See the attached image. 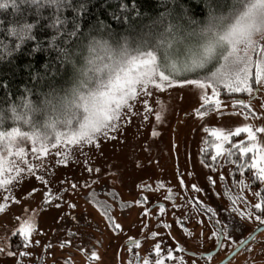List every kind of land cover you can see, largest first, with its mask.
<instances>
[{
    "label": "rangeland",
    "instance_id": "374dc122",
    "mask_svg": "<svg viewBox=\"0 0 264 264\" xmlns=\"http://www.w3.org/2000/svg\"><path fill=\"white\" fill-rule=\"evenodd\" d=\"M206 39L198 41L195 47L192 45V48L172 51L167 61H162L161 57L158 60L168 65L169 71L175 64L177 71L174 75L178 80H202L223 61L219 59L216 65L217 58H214L204 68L192 72L184 71V66L194 58L189 57L196 47L193 51L195 56L202 52ZM260 42L264 44V40ZM196 71L204 77L189 75ZM219 89L218 86L217 97H212V90L207 89L211 99L220 101L218 110H209L201 107L204 90L193 85L173 87L165 92L153 88V96L148 98L152 112L147 113V119L144 118L143 106L146 97L141 96L134 102L133 110L138 114L131 117V123L121 121L119 130L110 133L115 139L99 137L98 148L91 145L77 148L59 143L56 148L47 147L49 154L41 160L37 158L38 152L32 151L35 146L27 144V140L19 143L13 134V143L9 145L5 141L4 148H0V166L5 169L0 178L7 180L14 177V166L26 168L25 160L32 165L42 162L43 167L35 168V175L25 171L18 183L0 188V204L6 205L0 211V219H8L11 216L9 210L16 206L21 207L22 212L19 220L8 226L0 225V230L6 229L4 237L7 238L13 229H19L25 219H31L35 224V230L28 237L30 243L25 241L21 247L10 249L0 237V249H3L0 251V264H143L145 259L149 264H155L158 259L155 251L157 244L163 257L169 255V247L177 240L189 250L198 251L213 245L202 210L210 211L215 221L218 217L214 212L219 210L223 221L251 225L255 219L247 218L245 214L254 213L252 205L259 198L255 195L259 191L250 179H257L255 170L248 168L247 172L243 170L241 173L230 160L221 156L215 161H204L199 156V149L205 142L206 134L213 137L210 141L213 151L218 150L213 147L214 144L221 145L219 150L222 151L225 142L217 138L222 134L238 127L251 126L253 131L264 127V85H257L255 93L244 100L236 94L222 96ZM238 100L247 107L236 104ZM197 109L205 114L199 115ZM158 112L161 120L155 118ZM213 130H223V133L217 131L214 137ZM153 131L158 135H152ZM241 140L246 146L256 145L246 163H252L255 158L259 164L260 156L264 154L260 151L264 149V133H257L256 141H250L248 133L230 137V143ZM21 148L25 153L23 157L18 154ZM58 151L70 154L68 163L57 162L62 159L57 155ZM89 168L93 171H88ZM39 176H43L47 183L38 179ZM181 177L185 182L183 187L179 182ZM257 181L259 186L264 185V180ZM103 182L111 188L106 190ZM161 182L164 185L162 188L158 187ZM74 184L75 188L72 187ZM192 185H196L199 191ZM33 189L36 191L29 195ZM111 189L123 199L121 206L112 197L106 198V191ZM169 189H172L171 193ZM49 193L52 194L50 203L45 201ZM5 196L9 197L7 201ZM142 198L147 199L137 203ZM97 201L112 204L110 214L113 220L108 229L95 210ZM161 204L165 207L163 214L159 207ZM80 209L91 210L99 218L98 232H92L89 240L92 246L79 249L65 242L61 232L57 237L55 234L64 226L66 219ZM146 209L148 215H143ZM118 213L121 215L118 216ZM113 223H118L120 229L112 227ZM153 232L158 235L152 237ZM130 238L134 239L132 249L127 245ZM135 241L139 242L138 246ZM227 248L228 244L223 240L222 246L209 260L220 256ZM9 252L14 255H8ZM93 253L98 258L89 259ZM177 255L188 264L189 261L198 263L200 260L186 253L177 252ZM241 258L239 250L229 257L226 264H237ZM171 263L175 264L174 261Z\"/></svg>",
    "mask_w": 264,
    "mask_h": 264
},
{
    "label": "trees",
    "instance_id": "16d2710c",
    "mask_svg": "<svg viewBox=\"0 0 264 264\" xmlns=\"http://www.w3.org/2000/svg\"><path fill=\"white\" fill-rule=\"evenodd\" d=\"M240 8L238 0H0V132L15 128L51 147L82 120L74 90L94 88L106 65L149 50L167 61L207 38L212 18L227 23ZM27 141L41 147L40 139ZM20 209L11 208L0 225L19 220ZM17 230L7 238L0 230L10 249L25 242Z\"/></svg>",
    "mask_w": 264,
    "mask_h": 264
},
{
    "label": "snow or ice",
    "instance_id": "6c2138e0",
    "mask_svg": "<svg viewBox=\"0 0 264 264\" xmlns=\"http://www.w3.org/2000/svg\"><path fill=\"white\" fill-rule=\"evenodd\" d=\"M238 3L241 5V8L235 11L229 22L225 23L226 18L224 17H214L209 21L207 27L203 30L207 39L202 45V52L194 56L190 64L184 66V71L192 72L196 69L204 68L214 58L221 59L223 62L209 76H206L202 80L186 78L178 80L174 75L177 71L176 65L172 64L171 71H169L168 65L160 63L156 52L151 50L138 51L135 55H124L114 64L105 66L109 71L104 79H99L94 88L87 91L74 90L80 102L72 103L74 107L83 109L84 115L82 116V120L75 132L68 134L66 137L58 134L55 137L56 143H53L51 147L56 148L57 144L65 143L67 145H75L77 148H83L85 145L98 148L99 137L115 139L116 137L110 135V133L119 130L122 126L121 121L131 123V117L138 114L133 110L134 102L141 96L146 97L143 100V106L145 110L144 118L147 119V113L152 112L148 98L153 96L151 90L153 88L158 92H165L173 87L193 85L204 90V94L201 96V100L204 103L201 107L204 108L207 106L209 110H218L220 101L211 99L207 89L212 90V97H217L219 95L217 90L219 85H224L232 93L247 92L249 94L254 92L250 81L257 85H264V44L260 42L264 40V0H238ZM96 71H100V69H96ZM83 87L87 88L88 85L84 84ZM235 103L244 105V102L239 100ZM244 106L247 107V105ZM196 111L201 116L205 114L200 109ZM155 118L156 120L162 119L159 112L156 113ZM217 131L223 133V130H213L212 135L214 137L217 136ZM241 133H248V139L250 141H256L257 133H264V127L257 128L255 131L252 130L251 126L238 127L234 131L222 134L217 138L230 143V137L239 136ZM13 134H15L16 140L19 143L30 139L35 142L36 139H40V149H32L34 153L38 152V159L42 160L43 156L49 154L47 147L43 143L46 138H38L34 135L30 136L29 133L21 132L15 128L10 133L0 132V148H4L5 141L9 145L13 143ZM152 135H158V133L153 131ZM213 147L218 149L211 157L213 161L225 153L228 156L233 155L231 149L219 150L221 149V145L219 144H214ZM255 147L256 145L254 143L251 146H246L244 141L232 144V148L238 149L241 156L247 155ZM260 151L264 153V149H260ZM18 154L23 157L25 155L24 149L21 148ZM57 155L62 156V159L57 161L58 163H68L70 154L67 151H58ZM232 162L235 163V161ZM25 164L26 168L14 166L16 172L14 177L7 180L0 178V188H8L14 182L18 183L23 178L22 174L25 171L35 175L34 169L43 167L42 162L38 165H32L25 160ZM245 168L254 169L256 178L264 180V154L260 156L259 164L255 158H253V162L250 164H241V173H243ZM4 171L5 169L0 166V176H2ZM88 171H93V169L89 168ZM95 171H99V169H95ZM37 178L47 183L43 176ZM179 182L182 187L185 186L182 177ZM163 186L162 182L158 185L161 188ZM72 187L75 188L76 185L74 184ZM191 187L199 191L196 185H192ZM35 191L33 189L29 195H32ZM171 192L172 189H169V193ZM51 195L49 193L45 196L46 202H51ZM255 195L260 197L261 193L257 192ZM4 199L7 201L9 197L5 196ZM146 199L142 198L137 203H142ZM14 202L18 203L19 201ZM5 207V204H0V211H3ZM72 207H75V205H72ZM159 207L161 214H163L165 211L164 205L161 204ZM252 207L264 213V198H261V202H257ZM103 212L108 220H113L108 214V206H103ZM143 215H148L147 209ZM245 215L247 218H254L261 224H264V217L261 215L254 213H246ZM162 226L169 227L168 225ZM112 227L119 230L121 226L118 223H113ZM145 227L147 226L145 225ZM34 230V221L25 219L17 230V234L23 235L27 244L30 243L28 237ZM151 235L152 237H156L158 234L153 232ZM213 235L215 236L217 233H213ZM135 243L137 246L139 245L138 241H135ZM0 251H3V249H0ZM155 251L158 255L155 264H163L165 257L160 255L161 248L159 244L155 246ZM8 255L14 254L9 252ZM21 255H27V253H21ZM93 257H96L95 253L89 259ZM167 258H171V252H169ZM143 264H149V261L145 259Z\"/></svg>",
    "mask_w": 264,
    "mask_h": 264
},
{
    "label": "flooded vegetation",
    "instance_id": "af4514ba",
    "mask_svg": "<svg viewBox=\"0 0 264 264\" xmlns=\"http://www.w3.org/2000/svg\"><path fill=\"white\" fill-rule=\"evenodd\" d=\"M250 83H252V87L254 89V92L252 94H249L247 92L232 93L228 91L227 88L224 87V85H219L220 94L222 96H231L236 94L239 95L242 100H244L247 96L250 97L251 95H253L257 89V84L251 81ZM205 107L207 108V106ZM206 136L207 137L205 139V142H203L199 149V156L204 161L212 160V155H214L217 151H213V148L211 146L212 143H210V141L213 140V137L208 136V134H206ZM239 142L240 141H235L232 143L225 142L223 144L225 146L224 149H231L233 155L228 156L227 153H225L221 157H223L225 160H230L231 162L235 161V163L232 162L233 167L240 169L241 164H247L245 160H249L250 152L247 155L241 156L238 149L232 148V144H236ZM247 169L248 168H245L244 171L247 172ZM250 179L251 182L254 183L255 188L258 189L257 191L261 193V196L258 198V202H261V198H264V185L259 186L258 181L257 179H255V177H250ZM103 187H106V190L111 188L105 182H103ZM108 196L112 197L114 202L117 205L119 204L121 206V202L123 199L118 196L117 193L113 191V189H111L110 191H106V198H108ZM96 204L97 205L95 210L99 214L103 222H106V229H108V225L111 224V221L108 220L104 215L103 206H108V214L111 216L110 208L112 207V204H109V202L107 201L102 203L97 201ZM252 210L256 215H261L262 217H264V213H261L259 210L254 208ZM153 213L154 212H152V214ZM202 213V216L207 219L206 222L207 226L209 227L208 234H210L211 239L214 242L213 245L211 244L209 247L200 248V250L197 251L195 249L189 250L186 246L181 245L178 240L173 241L171 246L169 247V251H171L172 254L171 258H167L168 256H164L167 260L163 262V264H172L171 261H174L175 264H188L185 259H182L177 255V252L186 253L200 259H198V263L192 260L189 261V264H216L230 251V249H232L238 242L242 241L246 237L247 239L231 255L241 250L242 258L237 264H264V224H261L257 220H254L251 225H248L246 223L234 224L228 222V220L223 221L222 213L219 210L214 212V214L218 217V220L216 221L213 219V215H211L212 213L210 211L202 210ZM117 215L119 216L121 214L118 213ZM70 217V221L66 219V223L64 224V226L58 229V232L56 231V237L60 234L59 232H61L63 234L65 242L79 247V249L85 248V246H92L91 244H89V240L92 238V232H98L97 218L99 217L96 216L95 213L91 210L84 209H80L77 214L71 215ZM213 233H217V235L214 236ZM133 240L134 239H128L127 241L129 243L127 245L131 249L134 246L132 243ZM223 240L228 244V248L224 250L220 256H214V258L212 257V259L209 260V258L213 256L218 248L222 246ZM231 255H229L219 264H226ZM52 264L62 263L52 262Z\"/></svg>",
    "mask_w": 264,
    "mask_h": 264
},
{
    "label": "water",
    "instance_id": "95a60500",
    "mask_svg": "<svg viewBox=\"0 0 264 264\" xmlns=\"http://www.w3.org/2000/svg\"><path fill=\"white\" fill-rule=\"evenodd\" d=\"M252 233V232H251ZM250 233V234H251ZM249 234V235H250ZM247 239V237L245 239H243L242 241L244 242ZM242 241L238 242L232 249H230V251L221 259L219 260V262H217L216 264L221 263L223 260H225L229 255H231L242 243Z\"/></svg>",
    "mask_w": 264,
    "mask_h": 264
}]
</instances>
